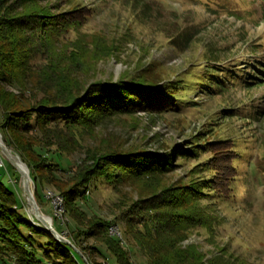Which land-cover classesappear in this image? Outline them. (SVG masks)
Listing matches in <instances>:
<instances>
[{"label": "rangeland", "instance_id": "1", "mask_svg": "<svg viewBox=\"0 0 264 264\" xmlns=\"http://www.w3.org/2000/svg\"><path fill=\"white\" fill-rule=\"evenodd\" d=\"M41 1L52 13L69 18L65 32L52 43L69 65L72 78L84 85L144 80L145 86L166 90L173 99L169 109L140 110L96 127H79L76 153L55 157L68 169L56 171L57 176H69L86 154L173 156V167L161 178V186H180L209 176L214 184L222 183L218 192L209 191L199 201L210 227L188 228L183 243L199 245L208 256L225 248L249 264H264V81L248 83L252 77L245 73L254 55L264 64V1ZM215 59H220L218 64ZM211 66L230 72L219 85L222 89H206L213 82L205 71ZM0 141L5 144L1 133ZM0 155L4 162L0 179L16 194L29 221L42 226L25 193L23 174L1 148ZM223 175L229 177L228 189ZM140 180L128 179L117 186L98 183L79 206L89 216L95 212L114 220L141 198L147 186L144 178ZM30 190L39 215L69 240L76 225L66 217L62 199L45 185L36 197L33 181ZM129 248L135 250L134 263L146 264L132 244Z\"/></svg>", "mask_w": 264, "mask_h": 264}, {"label": "trees", "instance_id": "2", "mask_svg": "<svg viewBox=\"0 0 264 264\" xmlns=\"http://www.w3.org/2000/svg\"><path fill=\"white\" fill-rule=\"evenodd\" d=\"M8 2L0 0V133L6 146L28 167L36 197L45 185L62 199L66 217L76 225L69 240L88 263L136 264L132 260L135 250L129 248L132 244L146 264H249L225 248L208 256L199 245L183 243L188 228L210 227L211 220L204 221L199 201L209 191L218 192L222 183L214 184L209 176L180 186H161V178L173 167V156L149 152L86 154L72 172L69 170V176H57L56 171L68 169L55 157L76 153L79 127H96L140 110L169 109L173 99L166 90L145 86L144 80L82 84L68 75L69 65L52 43L65 32L69 18L64 13H52L41 0ZM208 7L213 9L210 3ZM205 71L213 81L206 85L208 91L222 89L219 85L230 73L213 66ZM245 73L252 77L248 83L264 81L259 56L254 55ZM220 177L228 189L229 177ZM142 178L147 187L141 198L114 220L95 212L89 216L79 206L98 183L117 186ZM116 226L121 236L111 234ZM88 239L94 242L86 243ZM8 261L86 264L70 245L57 240L43 226L32 224L18 205L16 194L0 179V264Z\"/></svg>", "mask_w": 264, "mask_h": 264}, {"label": "water", "instance_id": "3", "mask_svg": "<svg viewBox=\"0 0 264 264\" xmlns=\"http://www.w3.org/2000/svg\"><path fill=\"white\" fill-rule=\"evenodd\" d=\"M0 148L2 150V152L4 153V155L8 158V160L10 162H12V164L23 174L24 177V190L26 195L28 196L29 200L31 201V203L33 204L34 210L35 212L38 214V220L41 222L42 226L44 227L45 230H47L48 232L52 233L53 236L61 241L62 243H65L67 245H70L76 252H78L85 260L86 264H89L86 257H84V255L69 241L66 240L65 238L61 237L58 232L55 230V228L50 224L49 221H47V219L41 217L38 213V206L34 200V196L30 190V182L31 177H30V171L28 169V167L22 162L20 157L15 158L10 149L8 148V146H6L2 141H0ZM21 163V164H20Z\"/></svg>", "mask_w": 264, "mask_h": 264}, {"label": "built area", "instance_id": "4", "mask_svg": "<svg viewBox=\"0 0 264 264\" xmlns=\"http://www.w3.org/2000/svg\"><path fill=\"white\" fill-rule=\"evenodd\" d=\"M3 166H4V162H3L2 157L0 155V168H2ZM51 194H52V196H54L53 193H51ZM61 203H62V200H61ZM110 232H111V234H114V235H117V236H121V234L118 231L117 227H112Z\"/></svg>", "mask_w": 264, "mask_h": 264}, {"label": "bare ground", "instance_id": "5", "mask_svg": "<svg viewBox=\"0 0 264 264\" xmlns=\"http://www.w3.org/2000/svg\"><path fill=\"white\" fill-rule=\"evenodd\" d=\"M21 164V163H20Z\"/></svg>", "mask_w": 264, "mask_h": 264}]
</instances>
